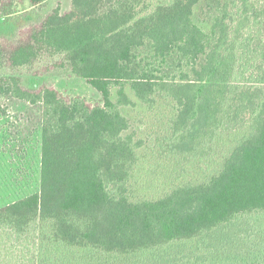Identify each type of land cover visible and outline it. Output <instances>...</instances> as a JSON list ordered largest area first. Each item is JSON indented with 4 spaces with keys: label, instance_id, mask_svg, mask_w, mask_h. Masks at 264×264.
I'll return each instance as SVG.
<instances>
[{
    "label": "trees",
    "instance_id": "obj_1",
    "mask_svg": "<svg viewBox=\"0 0 264 264\" xmlns=\"http://www.w3.org/2000/svg\"><path fill=\"white\" fill-rule=\"evenodd\" d=\"M15 1H0V94L43 107L41 185L0 207V264H264V0H71L9 29ZM55 70L100 102L25 79ZM139 104L186 174L154 196L123 112Z\"/></svg>",
    "mask_w": 264,
    "mask_h": 264
},
{
    "label": "rangeland",
    "instance_id": "obj_2",
    "mask_svg": "<svg viewBox=\"0 0 264 264\" xmlns=\"http://www.w3.org/2000/svg\"><path fill=\"white\" fill-rule=\"evenodd\" d=\"M15 3L8 22L10 25H7L9 29H14L19 22H40L57 6H60L62 11H66L70 7L71 0H47L37 6L31 5L28 0L15 1ZM56 71L42 76H27L28 78L25 79L31 87L53 84L67 97L80 96L90 103L100 102V93L86 79L76 77L69 72ZM113 93L115 98L116 91L114 90ZM42 112V105H32L0 94V207L40 190ZM123 112L132 121V130L137 132L138 137L146 140V145L141 149L144 158L137 167L135 182L142 194L158 195L185 180L186 174L182 162L181 165L172 163L166 154L161 156L158 149L153 147V138L149 134L153 132L152 130L158 132L160 126L152 121V116L145 107L142 104L136 108L123 107ZM209 172V166L202 164L200 168L190 171L189 178L196 179ZM27 245L29 248L32 247L31 243ZM6 246H9V242L0 239V252L6 253ZM28 252L30 251L22 252L20 248L14 249L13 260L10 262H24V256Z\"/></svg>",
    "mask_w": 264,
    "mask_h": 264
}]
</instances>
